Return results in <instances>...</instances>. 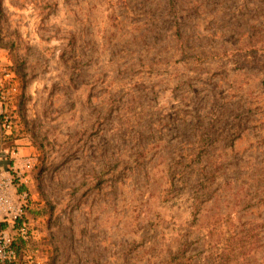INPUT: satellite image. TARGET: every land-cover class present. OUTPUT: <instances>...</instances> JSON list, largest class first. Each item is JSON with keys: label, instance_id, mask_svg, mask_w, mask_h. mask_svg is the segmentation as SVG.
<instances>
[{"label": "rangeland", "instance_id": "1", "mask_svg": "<svg viewBox=\"0 0 264 264\" xmlns=\"http://www.w3.org/2000/svg\"><path fill=\"white\" fill-rule=\"evenodd\" d=\"M0 57L19 264H264V0H0Z\"/></svg>", "mask_w": 264, "mask_h": 264}, {"label": "built area", "instance_id": "2", "mask_svg": "<svg viewBox=\"0 0 264 264\" xmlns=\"http://www.w3.org/2000/svg\"><path fill=\"white\" fill-rule=\"evenodd\" d=\"M17 92L15 70L0 57V145L6 149L9 160L5 174L0 172V264H19L17 241L28 245L37 235L36 221L27 215L36 156L22 153L15 143L3 146L10 139L14 125L6 107Z\"/></svg>", "mask_w": 264, "mask_h": 264}, {"label": "crops", "instance_id": "3", "mask_svg": "<svg viewBox=\"0 0 264 264\" xmlns=\"http://www.w3.org/2000/svg\"><path fill=\"white\" fill-rule=\"evenodd\" d=\"M5 150L6 149L0 145V172H3L4 174H5L6 170L8 169V162H9L7 155H5V153H6ZM30 186H31V184L29 185V187ZM21 189H22V187L19 188V190H21Z\"/></svg>", "mask_w": 264, "mask_h": 264}]
</instances>
